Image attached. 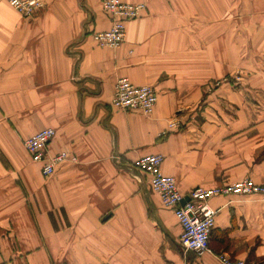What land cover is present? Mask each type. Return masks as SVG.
I'll list each match as a JSON object with an SVG mask.
<instances>
[{
    "label": "crops",
    "instance_id": "1",
    "mask_svg": "<svg viewBox=\"0 0 264 264\" xmlns=\"http://www.w3.org/2000/svg\"><path fill=\"white\" fill-rule=\"evenodd\" d=\"M122 1L146 10L112 50L92 38L111 26L103 0H44L32 18L0 0V264H264V198L212 199L210 252L184 254L133 167L162 155L185 196L264 185V0ZM121 78L154 89L151 116L112 106ZM46 128L49 154L75 159L47 178L24 146Z\"/></svg>",
    "mask_w": 264,
    "mask_h": 264
},
{
    "label": "built area",
    "instance_id": "2",
    "mask_svg": "<svg viewBox=\"0 0 264 264\" xmlns=\"http://www.w3.org/2000/svg\"><path fill=\"white\" fill-rule=\"evenodd\" d=\"M6 2L25 18H32L45 6L44 0H6ZM102 7L110 21L106 31L95 32L94 42L101 48L116 50L127 37V25L140 18L146 10L145 4L125 3L122 0H103ZM158 97L150 86H138L127 78L116 82L112 106L122 111H139L145 116L154 113ZM178 121H172L169 129L178 127ZM165 134V133H164ZM56 137L52 128L43 129L24 141V146L32 162L42 165V175L50 177L58 166L75 160L67 152L49 154V146ZM164 158L160 154L138 158L133 167L146 177L153 193L159 196L165 208L172 210L182 227L180 245L184 254L193 253L202 257L210 252L211 233L216 224L217 211L210 205L214 198L225 196H260L264 198V185L251 179L235 182L231 185L203 189L197 188L188 196L183 195L174 177L163 173ZM188 198V201L183 202ZM221 264H248L235 260L227 254L218 256Z\"/></svg>",
    "mask_w": 264,
    "mask_h": 264
},
{
    "label": "water",
    "instance_id": "3",
    "mask_svg": "<svg viewBox=\"0 0 264 264\" xmlns=\"http://www.w3.org/2000/svg\"><path fill=\"white\" fill-rule=\"evenodd\" d=\"M186 201H188V198L183 202V205L185 204Z\"/></svg>",
    "mask_w": 264,
    "mask_h": 264
}]
</instances>
